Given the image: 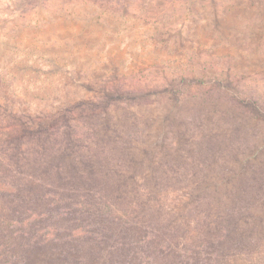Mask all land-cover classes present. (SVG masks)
<instances>
[{
  "label": "rangeland",
  "instance_id": "rangeland-1",
  "mask_svg": "<svg viewBox=\"0 0 264 264\" xmlns=\"http://www.w3.org/2000/svg\"><path fill=\"white\" fill-rule=\"evenodd\" d=\"M78 35L106 46L44 67L43 53L70 59ZM132 66L151 67L147 93L107 100L108 73ZM170 79L174 95L156 88ZM51 125L72 173L161 193L192 223L216 219L237 264H264V0H0V164L38 179L14 146L43 150Z\"/></svg>",
  "mask_w": 264,
  "mask_h": 264
},
{
  "label": "trees",
  "instance_id": "trees-1",
  "mask_svg": "<svg viewBox=\"0 0 264 264\" xmlns=\"http://www.w3.org/2000/svg\"><path fill=\"white\" fill-rule=\"evenodd\" d=\"M93 38L73 37L77 46L71 45L76 50L70 49V59L43 53L49 57L44 67L56 69L63 61L69 65L73 58L81 61L86 52L99 53L106 45L87 44ZM111 71L104 80L107 100L125 105L147 93L138 84L146 83L150 66ZM172 81L156 88L160 85L159 90L174 95L181 85ZM258 118L254 114L253 119ZM44 131L43 150L27 148L23 139L14 146L35 167L38 179L0 164V264H237L229 227L216 219L198 217L192 223L171 215L161 193L147 188L129 192L124 178L121 184L113 178L104 184L97 173H76L77 169L72 173L63 160L69 153L62 130L51 125ZM107 168L102 164L104 172ZM89 182L99 183L100 193L76 192L78 185ZM258 246L264 250V244Z\"/></svg>",
  "mask_w": 264,
  "mask_h": 264
}]
</instances>
